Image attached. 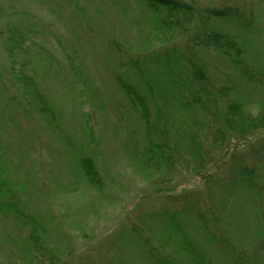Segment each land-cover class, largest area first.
Masks as SVG:
<instances>
[{
	"label": "rangeland",
	"instance_id": "374dc122",
	"mask_svg": "<svg viewBox=\"0 0 264 264\" xmlns=\"http://www.w3.org/2000/svg\"><path fill=\"white\" fill-rule=\"evenodd\" d=\"M195 1L219 7L239 0ZM243 1L256 20L249 35L264 63V0ZM148 5L147 0H0V170L42 226L49 246L43 255H55L59 263L150 264L132 238L137 234L159 245L164 230L178 240L181 233L165 231L150 216L175 205L170 200L176 193L203 188L194 172L178 168L165 182L145 176L135 164L132 152L142 125L113 77L117 59L111 42L132 52L151 48L148 40L161 44ZM19 29L33 30L30 46L14 43ZM211 63L224 80L237 78L222 57L215 54ZM18 73L54 105L57 127L39 112L32 84ZM237 85L247 106L264 100L261 91ZM78 151L95 159L100 189L89 186L76 167ZM217 158L208 170H216ZM214 192L208 203L216 218L209 215L206 228L190 225L186 232L214 264H255L264 257L259 246L264 193L226 186ZM28 231L22 221L0 213V264H53L37 260L43 255L35 256Z\"/></svg>",
	"mask_w": 264,
	"mask_h": 264
},
{
	"label": "trees",
	"instance_id": "16d2710c",
	"mask_svg": "<svg viewBox=\"0 0 264 264\" xmlns=\"http://www.w3.org/2000/svg\"><path fill=\"white\" fill-rule=\"evenodd\" d=\"M147 2L153 13L154 36L163 42L153 46L148 40L151 48L137 52L111 42L117 59L113 77L142 125L141 141L132 152L135 164L146 171L145 176H160L165 182L169 176L175 177L178 168L194 172L203 188L176 193L170 200L175 205L150 216L165 231L181 233L178 240L161 230L159 245L137 234L132 241L150 264H214L206 249L185 229L190 225L206 228L209 215L216 218L208 202L217 189L226 186L228 190L264 193V135L257 136L264 133V100L258 106H247L246 98L238 93L242 85H237L243 83L252 93L264 94V63L249 35L256 20L243 0L219 7L202 6L195 0ZM29 31L16 30L14 43L30 46L33 37ZM179 35L187 39L179 42ZM215 54L229 63V69L237 74L235 80H224V72L211 65ZM20 76H24V83L32 84L30 92L39 112L57 127L59 115L54 105L31 78ZM76 154L82 177L89 186L100 189L103 180L93 156L85 151ZM214 158L218 160L217 171H210L208 166ZM11 183L0 170V213L27 225L35 256L43 255L49 246L42 226L14 195ZM260 215L264 233V208ZM259 246L264 248V238ZM53 256L43 255L37 260L67 264ZM255 264H264V257Z\"/></svg>",
	"mask_w": 264,
	"mask_h": 264
}]
</instances>
